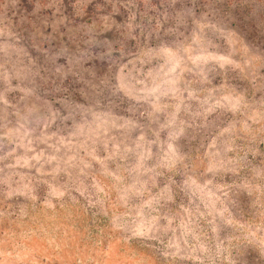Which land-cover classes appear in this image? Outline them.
<instances>
[{
	"label": "rangeland",
	"instance_id": "1",
	"mask_svg": "<svg viewBox=\"0 0 264 264\" xmlns=\"http://www.w3.org/2000/svg\"><path fill=\"white\" fill-rule=\"evenodd\" d=\"M161 1L0 0V264H264V0Z\"/></svg>",
	"mask_w": 264,
	"mask_h": 264
},
{
	"label": "trees",
	"instance_id": "2",
	"mask_svg": "<svg viewBox=\"0 0 264 264\" xmlns=\"http://www.w3.org/2000/svg\"><path fill=\"white\" fill-rule=\"evenodd\" d=\"M181 3H183V2H181ZM156 5H160V7L163 9L164 7H169V9L171 10V9H173L174 8V2H173V0H163V1H161V2H159L158 4H156ZM232 6H234V9H243L244 7H243V4H242V0H237L236 1V3L235 4H231L229 7H228V9L229 8H231Z\"/></svg>",
	"mask_w": 264,
	"mask_h": 264
}]
</instances>
